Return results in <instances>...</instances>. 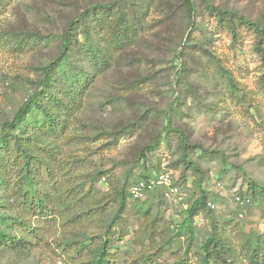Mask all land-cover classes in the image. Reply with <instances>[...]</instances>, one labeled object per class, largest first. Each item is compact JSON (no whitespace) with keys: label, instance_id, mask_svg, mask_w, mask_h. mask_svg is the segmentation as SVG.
<instances>
[{"label":"rangeland","instance_id":"rangeland-1","mask_svg":"<svg viewBox=\"0 0 264 264\" xmlns=\"http://www.w3.org/2000/svg\"><path fill=\"white\" fill-rule=\"evenodd\" d=\"M115 1L15 0L0 13V132L38 88L39 69L57 56L67 24L86 8ZM205 3L264 27V0H154L135 43L115 53L107 70L97 73L81 63L93 74V82L80 108L66 118L63 135L45 141L54 150L56 166L70 171L83 193L89 192L90 200L81 204L86 211L91 200L107 198L128 175H137L138 155L158 140V152L148 160L155 164V156L165 153L161 166L172 174L183 196L164 198L161 189L155 198L153 193L145 195L152 214L162 216L161 240L170 241L162 256L166 264H176L188 246L183 262L199 264L195 252L200 242L209 237L212 225L229 219L236 218L247 237L264 233V198H254L243 210L234 201L237 194L250 197L248 181L264 191V68L250 51L254 36L240 30L234 43L226 31L215 29L218 21L207 13ZM130 8L126 5L127 13ZM14 33L39 45L32 51H16ZM226 73L242 101L222 95ZM182 140L192 147L189 159L198 172L181 166L171 169L182 158ZM200 191L207 193L213 209L201 215L202 222L197 220L200 216L194 217L187 235L180 227L184 212ZM66 218L65 229L59 219L42 226L40 239L32 240L26 250L0 251V264H74L59 243L73 247L100 229L97 224L93 229L87 222H71V214ZM141 221L128 217V235L113 250L115 264H127L142 254L133 239ZM234 233L227 227L223 235Z\"/></svg>","mask_w":264,"mask_h":264},{"label":"trees","instance_id":"trees-1","mask_svg":"<svg viewBox=\"0 0 264 264\" xmlns=\"http://www.w3.org/2000/svg\"><path fill=\"white\" fill-rule=\"evenodd\" d=\"M13 1L0 0V13ZM153 4L154 0H130L129 3L128 0H117L84 9L67 24L57 56L39 69L41 79L36 83L38 88L18 108L10 122L3 123L0 132L1 252L26 250L32 240L40 239L42 226L54 220L59 219L60 227L65 229L69 223L66 216L71 214L74 217L71 222H87L92 228L97 224L100 229L98 232L94 230L95 234L86 236L83 242H76L73 247L71 243H59L72 263L115 264L116 254L113 250L128 235L127 221L132 215L142 219L133 239L143 252L138 259H131L132 262L130 260L127 264H166L162 256L170 241L168 238L161 240L164 228L162 216L152 214V207L145 196L153 193L152 198H155L154 193L161 189L162 197L166 198L164 189L154 186L145 190L140 199H132L130 195L133 185L140 182L147 184L160 173L168 171L161 166V162L167 159L165 153L155 156V164L148 160V156L158 152V140H154L138 155L140 169L137 175H128L120 188L108 194L107 198L95 202L91 200L86 211L81 210V204L90 200L89 192L83 193L70 171L56 166L54 150L45 143L48 138L63 135L67 129L66 118L80 108L81 100L93 82V74L82 69L81 63H88L97 73L107 70L115 53L135 43ZM205 4L207 13L218 21L215 29L226 31L234 43L240 30L249 31L254 36L255 44L250 51L264 68V27L237 12ZM126 5L133 7L130 8L131 13L126 12ZM129 19L132 21L130 25ZM14 36L16 51H32L39 45L33 38L17 33ZM226 74L228 82L223 87L222 95L236 102L242 101V97L237 96L232 77ZM262 89L264 91V76ZM190 149L192 147L182 140V158L172 164L171 169L181 166L183 170L198 172L189 159ZM206 154L203 152V157ZM209 154L210 158H216L213 152ZM197 157L201 158L202 155ZM246 191L250 194V201L257 197L264 198V191L257 189L250 181ZM208 204L211 205L207 193L200 191L184 212L181 230L191 235L194 217L202 218L203 213L209 214L213 209ZM102 216L106 220L102 221ZM235 219L226 220L221 226H211L209 237L200 242L198 252H195L199 264H237L241 260L248 264H264V233L247 237L240 231L239 221ZM227 227L229 233L235 230L234 238L231 234L223 235ZM189 250L190 246L176 264H189L183 262V256ZM80 260L83 262L78 263Z\"/></svg>","mask_w":264,"mask_h":264},{"label":"built area","instance_id":"built-area-1","mask_svg":"<svg viewBox=\"0 0 264 264\" xmlns=\"http://www.w3.org/2000/svg\"><path fill=\"white\" fill-rule=\"evenodd\" d=\"M220 185V184H218ZM154 186H160L164 189V195L166 198L175 197L178 200L182 199L180 188L175 186L172 180V174L169 171H164L156 176L154 181H150L149 183L140 182L133 185L130 188V195L132 199H140L143 197L145 190H150ZM235 204L238 206L239 210H243L245 207L251 204V201L247 197H238L234 198ZM209 207L213 208L212 205L208 204ZM238 217L242 218L243 213L238 212ZM197 220L202 222V218L198 217Z\"/></svg>","mask_w":264,"mask_h":264}]
</instances>
